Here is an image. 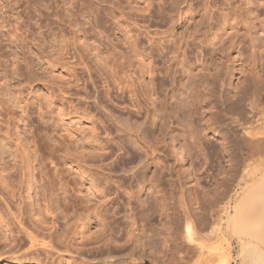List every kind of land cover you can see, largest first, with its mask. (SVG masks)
Listing matches in <instances>:
<instances>
[{
  "label": "rangeland",
  "instance_id": "1",
  "mask_svg": "<svg viewBox=\"0 0 264 264\" xmlns=\"http://www.w3.org/2000/svg\"><path fill=\"white\" fill-rule=\"evenodd\" d=\"M104 1L106 2H103V0H0V171L4 172L12 169L13 166H15L13 170H16L18 172L13 173L12 178L10 177V181L11 179L14 180L13 187H15L18 182L21 184H25L20 182L21 176L19 174L21 172L31 173L38 182V185H40L38 188H35V191L37 193H35V191H31V199L27 198V191L25 190H23L21 193L17 192V196H20V198H17L16 201H12L10 196L9 198H7L4 195V192L0 191V214H2V216L9 223L10 230L12 233H14V235H16L17 231L16 218L19 212L22 213L21 216L19 215V217L20 219L22 218L21 221L25 227L29 229L30 226L33 227L31 221L34 220V218H32V215H35L37 219L42 221V224L39 222L40 225L44 224L45 227L48 228L52 225V221L50 220L51 218H49V216L47 217L45 215V212L41 210H44L45 204L50 205L51 198H54L53 204L51 206L54 211L52 216L55 217L54 215H58V218L54 222V225H56L57 232L59 233H56V236H54V244L51 243L54 250L51 254L47 255L40 249V245L31 246L25 237H22V239L18 240V242L15 241L11 243L5 238V234L7 235V233L3 230V223L0 224V264H104L103 262L105 261L107 262V264H126L128 260L126 261V258L124 256L126 255L127 250L123 251L124 248L112 246L109 250L104 246V249L101 247L99 248L100 250H97V244H94L93 246L90 245L85 247L86 250H89L88 252L84 249V251L82 250V252L80 251V253L76 254L74 252L75 244L71 246L69 251H65V249L62 248V246L66 244L63 237L59 240L60 243L56 242V239L59 237V235L60 237L63 236L62 234L65 230L64 228L68 229L71 227V232H67V238L73 237L75 233L73 231L76 228L75 224H81V222H79V218L83 215H81L82 212L79 210L73 212L72 209L67 211L63 209L64 206L58 203V196L55 194V192H58L60 194V200L63 197L65 198L71 195L72 193L77 195L81 194L85 199L91 197L90 193L92 192V190H90L91 192L89 191V187L86 183L83 182L82 176L79 174V172H77V170H75V168L73 167L74 165L70 163L71 157L77 159L79 155V153L75 152L74 147L70 145V139L74 140V146L76 145V142H80L82 145H80L79 143L78 146H81V149L91 151L89 147V144H91L90 134L92 133L94 126L101 134V138L104 137L106 133L107 136L113 139L106 140L105 143L102 142L103 144L108 145V147L111 148L110 150L114 151V154L109 159L106 158L104 164H107V161L109 163L111 160L116 159L118 162L115 160L116 164H114V167H118V170L115 168L116 171L113 173L110 172V176H108L107 170L102 171L94 166L97 170L93 169L94 167H92L90 174H92V176L94 177L96 175L100 176V179L103 181V183L100 184V188H104L106 186L105 188L110 189L111 192H116L119 190V192L123 194V196H120L119 200L122 203L123 200L121 199H124L123 202L125 203V205L127 204L126 202H128L125 192L129 193L131 191L130 193H134L132 194L134 200L131 199V201L133 200V204L130 205L132 208L130 206L126 207L127 210L125 209V212L129 211L127 214L130 213L132 214V217L136 216L138 218L139 222H137L138 224L136 225L138 228L137 230H140V232L137 231L139 234H141L142 232L148 233L150 231V227L151 229L152 227H154L155 229L160 227L162 229L164 224L163 222L165 221V218L163 217L166 215H163V213L161 214L162 216L160 215L163 210H160V212L155 210L154 215L152 214L150 216L151 219H149V222L147 221V219L146 223L143 220H141L143 221L141 222L138 215L141 208L138 204L134 203V201H136L137 199H140L141 202L143 200L142 204L145 201H150V192H152L151 196H153L154 198L156 190H158L159 188L160 195L165 194L164 205H168L169 208H171H168V210L166 209L167 211L164 212V214L168 212L167 216H172V212L174 211L172 209L174 207L175 209L177 208V211L180 210L178 203L180 188H182L183 190L190 189V192H192L193 194L194 192H200V194H202L203 192H207L206 194L210 195L212 191L220 192L221 190H223L221 186L222 179L223 182L227 181H224V178L226 177L225 179H228L229 175L231 174L228 171L230 170L228 166L230 165V163L227 162L228 158H225L226 155L223 153L221 149L222 147L219 145L220 140L217 139L215 135L210 134L207 131L206 135L205 132L202 131L204 133L202 135V132L200 131L201 135L199 136H201V139L203 138L202 140L204 141H201V143H199L200 146L196 144V147L195 145L193 147V144H195L193 142L189 144V142L192 140H190V137L188 135L186 136L187 138L185 137L186 139L184 137H181L185 135L184 127L187 131V125H189L190 122H194L193 120L195 119H193L192 116H190L191 119H189L190 117L188 116V113L191 110V115L193 109H191L190 107L191 102L189 106L188 101L187 103L185 102L186 100H191L186 98V96L189 95V89H187L188 86L184 88L185 85L183 84H186V81L188 80H193L194 78H196V76L199 75L196 71L202 70L203 68L204 70L201 72L205 75H199L200 77L197 76L199 80L203 79V77L205 79V77H207L206 74L213 75L216 73H224L228 67V71L229 73H231L229 75L230 87L235 91L243 85L242 83L245 81L250 71H257L258 75L260 74L262 77H264V33L260 30H258L257 32L253 31L250 34V38L247 37L248 39H246L245 36H241L243 32V28L239 29L240 25L242 24L241 22H239L236 27H227L223 29V26L226 25V21H224L223 19L224 16H226L225 20L230 19V23H233L235 19L239 21L240 18L243 22L246 23V21L251 22V16H253L257 11L259 19H262L264 17V13L260 9V7L258 8V10L256 9V0H186L187 5L189 6L191 4L192 6H194L196 8L195 12L197 13L189 18L186 16L182 23L183 27L177 25L178 23L176 24V26L172 27L168 14L162 9V5L164 3V1L162 0H154L150 15L148 14V12L143 13V16L145 17L143 23L141 21L143 19L139 16L141 13L135 10L129 11L130 7H128L126 1H122V3H120L119 0L118 3L116 0H111L112 2L110 0ZM114 1H116V4ZM172 1L174 0H165V2L168 3V6L167 4L165 6V8L167 7L166 11L172 10L171 8H175L173 7L174 2ZM119 3L122 6H120ZM180 3L182 4L183 2L180 1ZM17 4H19L20 6H17ZM133 4L134 3H132V5ZM181 4L180 6L183 7L184 4ZM207 6L210 7V11L205 10L207 9ZM246 10H248V12H245ZM211 11L212 13L214 12V14L212 15L214 17L213 19H209L210 17L208 18V16L212 14ZM205 12L207 14L206 17L204 16ZM119 14L120 17L121 15L125 16L124 18L127 19V23L120 19ZM238 15L240 16L238 17ZM208 19L209 21H212L208 22ZM116 20H118L117 24ZM134 20H138V22L140 21L139 25L144 24L146 26H149V30L152 32H167L170 30L171 33L177 36L179 41L181 40L180 42L177 41V45H179L178 47H180V51L177 53H173V50H175V48L173 49L174 46H172L171 42L167 43L169 46H159L158 43L161 41L160 36L155 37L156 44H154V47L151 46V48L150 46H148L147 42H144L146 39H142L143 46L141 49L144 48L147 53L150 52L152 57L154 56V63L156 62L155 65L157 67H159L160 69L163 68V71L166 66H169L171 64L173 65L171 66L170 71L171 79H169V77H167L166 75L165 79L163 74H160V77L156 76L157 82H163L165 84L164 86L167 87L166 89L164 88L163 92H160V94L158 93L160 89H158L157 93L159 95L156 97H160L162 100H164L169 96L166 100L163 101L166 102V108L165 106L162 107L161 102H159L158 105L161 104V112L167 108L169 109H167L168 111H163V114L160 113L159 110V115L161 114L164 117L165 114V118L161 119L160 115L158 120L161 119L159 121L162 123L157 120V124L153 123L155 127L153 128L152 126H150L149 131H152L150 134H152V139L155 138L154 142L161 138L160 135L163 136L162 138L167 141V143H165L168 146V149L167 146L164 147V149L166 148L168 150L167 153L170 152V157H165L164 155L166 153L161 152V150L163 149L161 148L162 145H158V149L160 150L161 148V150L158 152L157 149V152L154 156H156V154L159 155H157L153 160L149 159L147 162L148 164L146 168H148V174H151L152 172H156L157 174L162 173L161 170L163 171V169L161 167H163L164 165L162 182L165 184L162 185V183H159L157 180H155L152 182L153 185L155 184V188L150 183L153 187L152 188L147 181L145 183L143 182V184L140 183V185L137 186L135 185L136 182H133L132 180V171H130L129 173H123L126 168L129 170L130 167L133 168L134 171L138 170L141 163L139 164L137 162L139 161V157L141 156L142 152L139 150L137 151L135 148L133 149V147L131 146L132 144H129L128 142V136L125 135V132L119 131L120 124L119 126L116 125H118V123H121L124 120L123 118L127 117V114H130L129 116L131 117V119L133 118L132 121L135 120L141 122L143 118H139V115H136V113H134V109L131 107V105H129V101H127V99L129 100V98L127 97L129 95L127 93H125L126 96L123 94L124 97L120 98V91L116 92L117 90L113 89L109 81L107 83L105 82L106 79H104L103 77L107 76V74L102 70V66H98L99 68H102H98L101 71H99L98 73V64L96 62L97 58L95 59L98 53H95L97 51L94 50V48L96 49L97 46V48H99L98 50H100L99 55H101L102 57H108L106 54L107 52H109V50L111 52H116V50L113 49L115 46L108 47L114 45L116 41L122 44L119 45V47L116 46L118 48L115 47V49L120 48V51L123 52L121 48L123 49L124 45H126L124 47L127 49V42L129 41V39L127 38L128 35H125V33H127L125 26L128 24L129 28L133 27L130 25ZM197 22H202V25L199 26L197 33L198 35L195 36L196 38L192 37V40L190 38L187 39V35H189L188 33H185V36H182L185 27L189 26L190 31L192 27L194 28V24ZM253 22L257 25L256 20H253ZM20 23H22V26ZM117 25L120 27H118ZM257 26H259V24ZM15 27L18 28L19 31L16 30ZM116 27H118V30L116 29ZM72 30L77 32V34H69L71 32H74ZM222 33H224V35L219 37ZM130 34L133 35L134 30L131 31ZM260 35H262V38H260ZM257 36H259V38L263 41L258 40ZM170 37L171 36H168L166 40ZM126 38L128 39V41ZM107 39H110L111 41L109 40V42ZM213 39H215L217 45L215 44V41V43L212 41ZM221 39L225 40L223 44L220 42ZM184 40L188 42H185ZM231 41H235L237 42V44L240 43V45L234 46L235 48H230L229 45L230 43H232ZM261 41L263 44L261 43ZM67 42L68 46H64ZM111 42H113V44H110ZM182 42H185L186 45L184 43L183 46ZM69 44L71 45L69 46ZM250 44H254L256 46H251ZM103 45H107V52L105 51L106 49L103 48ZM138 47L140 48V46ZM212 47H222L224 52L222 54V51L220 52L219 50V52H214ZM111 48L113 49V51L111 50ZM165 48H168L171 53H166ZM126 49H124V51ZM75 53L76 55H79L83 59V61L82 59L77 60V57L73 58L72 54ZM183 53L185 56L183 55ZM222 55L225 57H222ZM181 56L187 60V65H183V63H181ZM174 57H177L176 61H174ZM79 61L83 64H81ZM189 65L192 67L191 71L195 76L190 72L188 73V69L190 68ZM86 67H89L91 72L88 71ZM102 72H104V74ZM183 72H185L186 75H184ZM189 74H191L193 78L189 77ZM145 80L147 81L146 78ZM196 80L197 78L194 81H190V83L192 82L194 88H197H195L196 93L197 90L198 93H201L202 89L200 87L202 80H197L198 83ZM194 88L193 90L195 91ZM108 91L109 93H107ZM85 92H87V94ZM164 93L167 95L165 96ZM200 93L197 94L199 97L201 96ZM232 93H234V91ZM161 95H164V97ZM121 103H124V105ZM125 106H128V109H125ZM159 106H157L158 109ZM59 107H63L62 111L64 112L63 114L65 116H59V111H57L58 109H60ZM198 107H200L201 109L198 108V112L195 113V117L197 116L195 120L196 123L200 119L198 117H201L202 115H197V113H199V109L200 111L203 110V106ZM179 110L182 112L180 113ZM168 112H171L172 116ZM184 112L187 114H185ZM183 113L188 117H185ZM166 115H170L171 118L170 116L167 118ZM181 115L184 116L186 120L189 119L186 122H189L192 119L193 120L190 121L189 124H186V126H183L179 122L180 118L182 117ZM69 116H71V118L73 117L74 119L70 121ZM206 116H202L201 119L203 118L202 120H204ZM207 119L208 116L206 120ZM118 120L122 121L118 122ZM177 120L179 125L176 123ZM200 120L198 121V126H196L194 122L195 127L198 128L199 126H202L199 125L202 124L201 122H203ZM166 123L168 126L166 125ZM194 124L192 123L191 125L194 126ZM91 125H93L92 129ZM162 126L163 128L164 126H167L165 128L166 134L164 133V129L162 128ZM189 127L191 126L189 125ZM160 129H163L161 131V133L163 132L162 134H160L159 132ZM157 133H159L160 135ZM157 135H159L160 137ZM168 137L170 140L168 139ZM207 139L209 140V142L207 141ZM60 140L62 141V144L67 145L66 147L69 150L67 151V153H63L55 146L58 145L57 142H59ZM171 140L174 141L171 142ZM169 142L170 144L168 145ZM123 148L125 150H123ZM131 149L133 151H131ZM164 149L163 151L166 152V149ZM179 150H182V153ZM201 150L204 151L201 152ZM70 153L72 156L70 155ZM205 153H207L206 158ZM162 154L163 157L161 156ZM199 154L200 156H198ZM178 155L183 158L185 157L184 160H181ZM188 155H191L193 157L189 156V159ZM195 155L199 158L195 157ZM130 159L133 162H131ZM150 160L153 161V164ZM88 161H90V159H88ZM118 163L120 165H117ZM97 165H99V163H97ZM134 165H136L135 167L137 169L133 167ZM32 166H34V170L33 168H31ZM166 166L171 168L170 171L167 170L169 168ZM120 168L121 170H119ZM94 172L95 174H93ZM102 173L103 176H105L104 174L106 173V176L104 178H101ZM125 177H129L128 180ZM178 178L181 179V181L179 180V182L181 183V187L179 186V183L176 184L175 182ZM100 179L99 181H101ZM173 179L176 180L174 181ZM169 182H172L174 185L171 186L172 183ZM159 185L162 186L159 187ZM139 188L141 191H139ZM52 190H54L55 192L52 193ZM170 190L171 192L174 191L176 195L174 193L170 194ZM166 191L167 193H165ZM52 194H55L57 197ZM124 194L126 198H124ZM166 196H169V198L167 199L168 201H166ZM210 196H212V194ZM173 198L176 199V202ZM170 204L174 207H170ZM145 206L147 207V204ZM146 207L143 208L147 209ZM159 207L155 208L159 209ZM155 208H153V210ZM39 210L43 214H39L41 213ZM169 210L171 211V214L169 213ZM64 215H67V218L64 219ZM152 216L155 218H153ZM45 217L47 218L45 219ZM162 219H164L162 222L163 224L160 223ZM64 223H66L67 225ZM159 223L162 224V226H160ZM63 225H65V227ZM97 228L98 227L96 224L85 228V235L90 236L92 232H94ZM46 233L47 230H38V238H42L44 240L40 241V244H42L43 242H48L49 238L45 236ZM79 240H77V242H79ZM218 241L219 243H217ZM229 241L230 239H228L227 237L218 239L212 238L210 240L204 241L202 245L206 244L207 247L204 248L203 246L202 249L197 251L201 253V251L203 250L205 253L202 251L204 254L202 253L200 255V253H198L200 255L199 256L198 254H196L197 252H194L195 256H192L193 258H189L190 260H187L185 258V260L189 261L188 264H199L200 262V264H204V262L208 263L213 258L210 253H219V251L212 252L208 250L210 252L208 255L207 249L209 248V245L211 246L212 244V246H214L220 244L219 246L221 247L222 251H226ZM158 246L156 247L157 249H155V252H153V258L151 257L152 262L150 261V259H147L139 264H162L163 258H160V254H156L161 251L160 245ZM231 249L232 253L230 257V264H240L242 255L244 257L243 261L245 260L244 264H253L256 258V250L251 247H244L243 250L245 251L241 252L242 247L237 243L235 239L232 240ZM93 250L96 251L93 252ZM183 250L184 248L182 249V251H179L178 256L184 255ZM90 251L93 253H90ZM98 251H101L102 253H99ZM124 252L125 254H122ZM95 253H97L99 256ZM120 255L122 257H120ZM159 255L160 257L158 258L157 256ZM207 255L211 256L212 258L208 257ZM175 259L177 260L178 258L175 257ZM196 260L199 263H197ZM210 263L212 264V261Z\"/></svg>",
  "mask_w": 264,
  "mask_h": 264
},
{
  "label": "bare ground",
  "instance_id": "2",
  "mask_svg": "<svg viewBox=\"0 0 264 264\" xmlns=\"http://www.w3.org/2000/svg\"><path fill=\"white\" fill-rule=\"evenodd\" d=\"M116 1L118 3V0H116ZM116 1H114L115 4H116ZM119 1H120V3H122V1H126L127 3L126 2H124V3H126L128 5V7H130L129 11H131V10L139 11L141 13L139 16L143 19V20L140 19L142 21V23L144 22V18H145L143 16V13L148 12V14L150 15V13L152 11L153 2H154V0H119ZM162 1H164L163 5H162V9L164 12H166L168 14V16L170 18L169 20L172 24V27L176 26L177 23H178L177 25H180V27H183L182 23L184 21V18L186 16L188 18L192 17V15L197 13V12H195L196 8L194 6H192L191 4L188 6L186 0H184V1H182V0L172 1V2H174L173 7H175V8H171L172 10H169V11H166L167 7L165 8L166 4L168 6V3L165 2V0H162ZM180 1L183 2L182 4H184L185 7L180 6V4H181ZM103 2H106V1L103 0ZM255 2H256V6H255L256 9L258 10V8L260 7L262 12L264 13V0H256ZM120 3H119V5L122 6ZM132 3H134V4L132 5ZM18 5L19 4H17V6ZM206 8L207 9H205V10L210 11V7L207 6ZM245 12H248V10H246ZM211 13H212V11H211ZM120 14H119V17H120ZM213 14H214V12L212 14H210L208 16V18L210 17L209 19H213L214 18L212 16ZM206 15L207 14L205 12L204 16L206 17ZM239 16L240 15H238V17ZM124 17H125L124 15L123 16L121 15L120 19L123 20L125 23H127V19ZM225 17L226 16H224L223 19H224V21H226V25L223 26V29H225L227 27H229V28L236 27L237 24L239 22H241L242 24L240 25V28H239V29L243 28V32H242L241 36L242 37L245 36L246 39L250 38V34L253 31L257 32L258 30H260L264 33V17L262 19H259L258 15H257V11L253 16H251V18H250L251 22L246 21V23L243 22L241 18L239 19V21H237L235 19L233 23H230V21H229L230 19L225 20ZM203 19H204V17H203ZM209 19H208V22H211L212 20L209 21ZM253 20H256L257 25L259 24V26H257L253 22ZM116 21H117L116 22V24H117L118 20H116ZM193 22H195V21H193ZM205 22H206V20H205ZM139 23H140V21L138 22V20H134V21H132V23L130 25L133 27L129 28L128 24L125 26L126 27L125 29L127 32V33H125V35L127 34L128 36L127 35L126 36L129 39V41H128V39L126 38L128 41V42L127 41L126 42H127V45L129 47L127 46V49H126L124 47L126 45H124V46L122 45L123 49L121 48V50L123 52L120 51V48L115 49L116 46L119 47V45L122 44V43L120 44V42L118 43L117 41L115 42L116 45L114 44L112 46H108V47H114L115 46L113 49L116 50V52H111L110 50H109L110 53L107 52L108 51V48L106 49L107 45L106 46L103 45V48H105L106 49L105 51L107 52V54H106V52H105V54L108 57H102L101 55H99L100 50H98L99 49V48H97L98 46L96 47V49L94 48L95 46L93 48H94V50L97 51L95 53L96 54L98 53L97 55L95 54L96 55L95 59L97 58L96 62L98 64L97 65L98 73L100 71L99 69H102V68H99L98 66H100V67L102 66L103 67L102 70L105 71V73L107 74V76L103 77L104 79H106L105 82L107 83L109 81V83L112 85L113 89L117 90L116 92L120 91V95H119L120 98H123L125 93H127L129 95V96H127L129 98V100L127 99V101H129V103H130L129 105H131V107L134 109V111H135L134 113H136V115H139V118L142 117L143 118L142 121L145 120L143 122L142 121L138 122L135 120L132 121L133 118L131 119V117L129 116L130 114L129 115L127 114L128 118L127 117L123 118L124 120L123 121L121 120L122 122L118 120V122H121V123H118L116 121L118 123V125H116V126H119V124H120L119 131L125 132V135L128 136L127 137L128 142H129V144H132L131 146L133 147V149L135 148L137 151L139 150L142 152L141 156L139 157V161L138 162L136 161L139 164L141 163L142 166L140 165V167H139L140 169L138 168V170L134 171L133 168L130 167L129 170L126 168V170L124 169L125 171L124 172L122 171V172L123 173H129L130 171H132L131 177H132L133 182L134 181L136 182L135 185H137V186L140 185V183H142V184H143V182L145 183L146 181L149 182V184L150 183L152 184V182L155 180H157L159 183H162V185H163V184H165L162 182L163 181L162 173L164 171V168H163L164 165H163V167H161L163 169V171L161 170L162 173H160V174L159 173L157 174L156 172H152L151 174H148V172H147L148 168H146V167H147V164H148L147 162L149 159L153 160L157 155H159V154H156V156H154L155 153L157 152L158 145H162L161 148H163V149H164V147L167 146V144H166L167 141H165L164 138H162L163 136L160 134L163 133V132L161 133V131L163 129H164V133H165V128L168 125L166 123L167 126L166 127L164 126V128L162 126L163 129H160V131H159L160 134L157 133L161 136V138H159L160 136L157 135V136H159L158 137L159 140H157L156 142H154L155 138L154 139L151 138L152 134H150V133L152 131L150 132L149 129H150V126H152L153 128L155 127L153 123H156L159 116L161 115V114L159 115V110L163 106H165V108H166V105H165L166 102H163V101L169 97L168 96L166 99L163 98L164 100H162L160 97H156L160 94V92H163L164 88L165 89L167 88L164 86L165 84L163 82H160V81H159V83L157 82L156 76L163 74L164 78L166 75L167 77H169V79H171L170 78V71H171V66H173V65L171 64L169 66H166V68H164V70L162 71L163 68L160 69L159 67H157L155 65L156 62L154 63V59H153L154 56L152 57L150 52L147 53L144 48L143 49H141V48L143 46V43H142L143 40L142 39H146L144 42H147L148 46H150V48H151V46L154 47V44H156L155 43L156 42L155 37L160 36L161 41L158 43L159 46H169L167 43L171 42L172 46H174L173 49L175 48V50H173V53H177L180 51V47H178L179 45H177L178 44L177 41H179V39L177 38V36H175V34L171 33L170 30L167 32H165V31L164 32H157V31L152 32L149 30V26H146L144 24L139 25ZM201 23H199V22L195 23L194 28L192 27V29L190 31H189V26L185 27L184 32L183 33L181 32L182 36L185 33L189 34V35L186 34L188 37L187 39H189V38L191 39L192 37L197 36L199 26L202 25ZM20 24L22 26V23H20ZM21 26H19V27H21ZM16 27H15V29L18 30V28H16ZM118 27H120V26H118ZM118 27H116V29ZM0 28H1V26H0ZM119 29H121V28H119ZM132 29L134 30L135 37H134V34L133 35L130 34V32L133 31ZM20 30H21V28H20ZM72 31H74V30H72ZM69 32H71V31H69ZM75 33L77 34V32H75V31L71 32L69 34L76 35ZM222 35H224V33H222L219 37H221ZM168 36H171V37L166 40V38H168ZM260 36H261L260 38H262V35H260ZM257 38H258V40H262L259 38V36H257ZM263 38H264V36H263ZM186 40H184V41L188 42ZM249 40H252V39H249ZM43 41H44V39H43ZM212 41L214 42L215 39H213ZM224 41H225L224 39L220 40V42L222 44L224 43ZM262 41H261V43H262ZM185 42H182L183 46H184ZM255 42H257V41H255ZM65 44L66 45H64V44L63 45L68 46V42ZM110 44H113V42H111ZM110 44H108V45H110ZM215 44L217 45V42ZM215 44H213V45H215ZM70 45L71 44H69V46ZM185 45H186V43H185ZM239 45H240V43L237 44V42L233 41L232 43H230L229 47L235 48L234 46H239ZM252 45H254V44H252ZM122 46H120V47H122ZM138 46H140V48ZM175 46H177V47H175ZM254 46H256V45H254ZM118 47H116V48H118ZM212 48H213L214 52H216L218 50L220 52L222 51L221 54L224 52L222 47H218L219 49L216 47L215 48L212 47ZM263 48H264V46H263ZM113 49L111 48L112 51H113ZM124 49H126V50L124 51ZM117 50H119V51H117ZM163 50H164V48H163ZM165 50H166L165 51L166 53L170 52L168 50V48H165ZM263 52H264V50H263ZM183 55H184V53H183ZM72 57L73 58L77 57L78 58L77 60L82 59L79 55H76V53L72 54ZM98 57H99V59H98ZM110 57H111V59H110ZM222 57H225V56L222 55ZM176 58L177 57L173 58L174 61H176ZM102 60H103V62H102ZM181 60H182L181 63H183V65L184 64L187 65V63H186L187 60L185 58L182 57ZM82 61H83V59H82ZM221 63H222V61H221ZM81 64H83V63H81ZM201 65H202V63H201ZM86 68L88 69V71H90L89 67H86ZM180 68H182V67H180ZM191 68L192 67L190 66V68L188 69V73L190 72L192 74ZM97 70H96V72H97ZM203 70H204V68L202 70H199L196 72H198L199 75H205V74H202V72H201ZM228 70L229 69L227 67V69L224 73H221V74L216 73L213 75L206 74L207 77H205V79L203 77L204 80L203 79L199 80L198 77H200V76L197 75L198 76V77L196 76L197 80H199V81L202 80L200 88L202 89L203 95H202V92L201 93L199 92L201 95L200 97L197 95V94H199L198 90L196 93L197 88L195 87L196 88L195 89L194 86L192 85L193 83L192 82L190 83V81H194L196 78H194L193 80L186 81V84L182 83L183 85H185L184 88L188 86L187 89H189V93H188L189 95H187L186 98L191 100V101L186 100L185 102L187 103V101H188V103H189L188 106L190 105V102H191L190 107L193 110L194 109L197 110L198 108H200L198 106H201V107L203 106L202 109L204 111L203 110H202L203 112L200 111V109H201L200 108L199 113H197V115L200 116V114H202L201 117L204 115L205 116L207 115L208 119L206 120L207 116L204 119L206 121L202 120L203 118L201 119V117H198L201 119V120L200 119L199 120L203 121L204 123L201 122L202 124H199V125H202V126H199L197 128V127H195V124H196V126H198L197 124L199 123L198 122L199 120L197 118L198 121H197V123L195 122L196 117H197V116L195 117V113L198 112V110L197 111L194 110L195 112L192 110L191 115H190V112H191V110H190V112L188 113V116L189 117L192 116L193 119L195 118L194 120L192 119L195 122V124H194V122H190L192 120L189 121L190 124H189V122H186L189 119H191V117L189 119L187 118L188 120H186L185 117H188V116L185 115V114H187L185 112H184L185 114L183 113V115L185 117L181 115L182 117L180 118V121H179L180 124H182L183 126H186V124H189L191 126V127H189V125H187L188 126L187 128L190 129V130L187 129V131H186V128L184 127L185 135L182 133L184 136H181V137L185 138L188 135L190 137V140H192V141H190L188 139L190 141L189 144L191 142L195 143V144H193V147H194V145H195V147L197 145L200 146L199 143H201V141H204V140H202L203 138L201 139V136H199V135H201L200 133L202 131L205 132V135H206V131H207L208 133L215 135L217 137V139L220 140L219 145L222 147V148L221 147L220 148L222 149L223 153L226 155L225 158H228L227 162L230 163V165H228L230 170H228V171H229V173H231L229 175L228 179H225L226 177L224 178V181L225 180H227V181L223 182V179H222L221 186H222L223 190H221L220 192L212 191V193H210V195L212 194V196H210L209 194H206L207 192L206 193L203 192L204 194L203 193L200 194V192H197V193L194 192V194H193L192 192H190V189H184L183 190L182 188H180L179 189L180 195L178 198L180 210L178 209L179 211H177V208L175 209V207L172 206L171 205L172 203H171L170 207H174L172 209V210H174L172 212V216H167L168 212L164 214V212H166L169 208L168 205H167L168 207L164 205V201H165L164 195L165 194L160 195L159 188H158V190L155 189L156 194H155V197L153 198V196H151L152 192L149 191L151 193V195L149 193V195H150L149 199H151L150 201H145L144 202L145 204L144 203L142 204L143 200L141 202L140 199L139 200L137 199L136 201H134V203L138 204L139 207L141 208L139 210L140 213L138 214L140 221L143 220L146 223V219H147V221L149 222V219H151L150 216L152 214L154 215L155 210H157L158 212H160V210L161 211L163 210L160 213V215L163 213V215L167 216V218H166V216L163 217V218H165L166 222L165 221L163 222L164 219H162V221L160 222V223H162V222L164 223V224L162 223L163 224L162 229L164 231L160 227L159 228L161 230L159 228L155 229L154 227H152V229H151V227H150V231L148 233L142 232L141 234H139L138 232H140V230L139 231L137 230L138 228L136 225V224H138L137 222H139L138 218L136 216L132 217V214H130V213L127 214L129 211L125 212L127 210L126 207H129L130 205L133 204L132 201L134 199H133L132 194H134V193H130L131 191L129 193L125 192L126 197H127V201H128V202H126L127 203L126 204L127 206H126L125 203L123 202L124 199H121V200H123L122 203L119 200L120 196H123V194L120 193L119 190L116 192H111L110 189L105 188L106 186L104 188H102V187L100 188V184L103 183V181L100 179V176L96 175L98 177H96V176L94 177V176H92V174H90V171L92 170L91 168L94 166H96L97 168H99L102 171L107 170L108 176H110V172L113 173L116 171V169L118 170V167H116V166L114 167V164H116V161H117L116 159H115L116 161L110 159L111 161L109 163L107 161V164H104V161L106 160V158L109 159L114 154V151L110 150L111 148H109L108 145L103 144L102 142L105 143L106 140H113V139H111L109 136H107L106 133H105V136L101 138L100 137L101 134L97 131L96 127L94 126L92 133L90 134L91 135V137H90V140H91L90 143L91 144H89V147H90L91 151L90 150L86 151V150L81 149L80 148L81 146L80 147L78 146L80 142H76V145L74 146L73 145L74 140L70 139V145L72 147H74L75 152L79 153L77 159H75L74 157L70 158V160H71L70 163L74 165L73 167L75 168V170H77V172H79V174L82 176V180L84 183H86L88 185L89 191L92 190V192L90 191L92 193V194L90 193L91 197L88 199H85L84 196H82L81 194L77 195V194L72 193L71 195H69L65 198L63 197L61 199L62 200L61 201L60 200V197H61L60 194L58 192H55L54 190H52V193L55 192V194L58 196V199H57L58 203L60 205L64 206L63 209H65L66 211L72 209L73 212L79 210L82 212L81 215H83L82 217L80 216V218H79V222H81V224L80 225L75 224L76 228L73 231V232H75L73 237L67 238V232L68 233L71 232V227H70L68 229L64 228L65 230L63 229L64 230L63 234H62L63 236L60 237V235H59V237L56 239V242L60 243L59 240L63 237L66 244L64 246H62V248H64L65 251H69L73 244H75L74 252L76 254L80 253V251L82 252V250L84 251V249L86 250L85 247L90 246V245L93 246L94 244L95 245L97 244V246H96L97 250H100L99 248H101V247L103 248L104 246L107 247L109 250L112 246L120 247V248H124L123 251L127 250L126 255L124 257L126 258V261L128 260L129 262L127 261L126 264L127 263L128 264H139L142 261L147 260V259H150V261L152 262V258H153L152 256H154L153 252H155V249H157L156 247L158 245H160L161 251L159 252V250H158L159 253H156V254L161 255V257H160V255L157 256L158 258L159 257L163 258L162 264H188L189 261H186L185 258L187 260H190L189 258H191L192 256H195L194 254L196 252H197L196 254L200 253L197 250L202 249L203 246H204V248H206L207 247L206 244L202 245L204 241L210 240L212 238L218 239V238L227 237L228 239H230V241L227 245L226 251H222L221 247L219 246L220 244L219 245L217 244L214 246H212V244H211V246L209 245L210 249L208 248L207 251L208 250H210L212 252L213 251H216V252L219 251V253H216V254H214L215 252L212 254L208 251V255L210 253V255H212V257H213L212 258L211 256L207 255L208 257L212 258L210 260V262L212 261V264H230V257H231V253H232L231 243H232L233 239H235L237 241V243L242 247L241 252L245 251V250H243L244 247L245 248L251 247L254 250H256V256H255L256 258H255L253 264H264V77H262L260 74L258 75L257 71L256 72L250 71L247 78L242 83L243 85L239 89H236V91H235V90L231 89V87H230L229 75L231 73H229ZM231 70H233V69H231ZM102 73L104 74V72H102ZM183 73H184V75H186L185 72H183ZM191 74H189V77L193 78L192 75H194V74H192V75ZM145 78L147 79V81L145 80ZM191 78H189V79H191ZM159 79H161V78H159ZM197 83H198V81H197ZM192 86L195 89V91L193 90ZM108 89H110V88H108ZM158 89H160L159 92L157 91ZM231 91L232 92L234 91V93H232ZM116 92H114V93H116ZM165 92H166V90H165ZM85 93L87 94V92H85ZM107 93H109V91ZM166 95L167 94H165V96ZM161 96L164 97V95H161ZM49 99H52V98H49ZM122 102H124V101H122ZM159 102L162 103V107H161V104H159L160 106L158 105ZM174 103H176V102H174ZM121 104L124 105V103H121ZM157 106H159V109L157 108ZM62 108L57 110V111H59L58 112L60 114L59 116H65L63 114L64 112L62 111ZM124 108L128 109V106H125ZM167 109H169V108H167ZM167 109H165L163 111L164 112L168 111ZM170 110H174V109H170ZM187 111H189V110H187ZM162 112L160 110V113H162ZM181 112L182 111H180V113ZM168 113H170V115L172 116L171 112H168ZM174 113H176V112H174ZM177 114H178V112H177ZM136 115H135V118H136ZM169 116H167V118ZM171 116H170V118H171ZM178 116H180V115H178ZM160 117H161V119L165 118V114H164V117L162 115ZM72 119H74V118L73 117L71 118V116H69V120L71 121ZM161 119H159V120H161ZM160 123H162V122H160ZM176 123L179 125L178 120ZM192 123L194 124V126L191 125ZM92 126L93 125H91V129H92ZM169 128H167V129H169ZM184 129H183V131H184ZM203 132H202V135L204 134ZM174 135H176V134H174ZM154 136H155V134H154ZM169 137H168V139H169ZM88 138H89V136H88ZM172 141H174V140H171V142ZM207 141L209 142L208 139H207ZM57 143H58V145H55V146L59 150H61L63 153H65V152L67 153V151H69L68 148L66 147L67 145L62 144L61 140ZM93 144H95V145H93ZM169 144H170V142L168 143V145ZM80 145H82V144L80 143ZM161 148H160V150H161ZM212 148H213V146H212ZM163 149L161 150V152L166 153L164 156L169 158L170 152L167 153L168 146H167V149L165 148L166 152L163 151ZM179 149H180V147H179ZM123 150H125V149L123 148ZM160 150L158 149V152ZM131 151H133V150L131 149ZM179 151H181V153H182V150H179ZM203 151L201 150V152H203ZM200 154H202V153H200ZM200 154L198 156H200ZM206 154L207 153H205V158L207 156ZM70 155H71V153H70ZM137 155H138V153H137ZM131 156H132V154H131ZM161 156L163 157V154ZM189 156L193 157L191 155H188V157ZM190 157H189V159H190ZM195 157H197V156L195 155ZM203 157H204V155H203ZM184 158L180 157L181 160H184ZM197 158H199V157H197ZM88 159H90V161H88ZM157 161H159V160H157ZM131 162H133V161L131 160ZM152 162L153 161H151V163ZM164 162H166V161H164ZM97 163H99V165H97ZM117 165H120V164L118 163ZM135 166L136 165H134L133 167H135ZM14 167L15 166H13L12 169H9L7 171H4V172L2 171L3 173L0 171V174H1L0 175L1 176L0 191L4 192V195L7 198H9V196H10L12 201L13 200L16 201L17 198H20V196H17V192L21 193L23 190H25V191H27V198L31 199V195H30L31 191L34 192L35 188H38L40 185H38V182L36 181V179L34 178V176L31 173L21 172L19 174L21 176L20 182L25 183V184H21L18 182L17 185L15 187H13L14 180L11 179V181H10V177L12 178L13 173L18 172L16 170H13ZM166 167H168V166H166ZM31 168H33V170H34V166H32ZM93 169H96V168L94 167ZM170 169L171 168H169L167 170L170 171ZM119 170H121V168ZM122 170H123V168H122ZM95 172H98V171H95ZM95 172L93 174H95ZM171 173H173V172H171ZM80 175H79V177H80ZM104 175L106 176V173ZM105 176H103V173H102L101 178L102 177L104 178ZM125 178H127V177H125ZM128 178H127V180H128ZM99 179L102 182L99 181ZM179 180L181 181V179L178 178L175 182H176V184L179 183V186L181 187V183L179 182ZM109 182H110V180H109ZM169 183H172V182H169ZM152 185H151V187H152ZM162 185H159V187H161ZM173 185L174 184L172 183L171 186H173ZM153 187L155 188V184L153 185ZM187 188H189V187H187ZM116 189H118V188H116ZM219 190H220V188H219ZM139 191H141L140 188H139ZM35 193H37V192L35 191ZM165 193H167V191ZM173 193H174V191L171 192V190H170V194H173ZM55 194H52V195L56 196ZM125 194H124V198H126ZM168 194H169V192H168ZM177 194H178V192H177ZM145 196H147V195H145ZM170 196H172V195H170ZM85 197H87V196H85ZM166 197H167L166 201H168L167 199L169 198V196H166ZM172 197H174V196H172ZM172 197H170V198H172ZM175 198H173V199H175ZM53 199L54 198H51V201H50L51 204L50 205L45 204L44 210H41V211L45 212V215L47 217L49 216V218H51L50 220L52 221V225L49 223L51 225V227H48V228L45 227L44 224L40 225V223L42 221L37 219V217H35V215H32V218H34V220L31 221L33 227L30 226V229L25 227L21 221L22 218L20 219V217H19V215L21 216L22 213L19 212V214L16 218V220H17L16 230L17 231H16V235H14V233H12L10 230L9 223L2 216V214H0V224L3 223V225H4L3 230L6 231V233H7V235L5 234V236H6L5 238L7 240H9L11 243H13L15 241L18 242V240H21L22 237H25L31 246L40 245V247H41L40 249L45 254H47V255L51 254L52 251L54 250L51 243L54 244L53 243V239L55 238L54 236H56V233L59 234L57 232L56 225H54L55 224L54 222L58 218V215H54L55 217L52 216L53 212H54L52 207H51L53 204ZM131 199H133V200L131 201ZM170 201H171V199H170ZM175 202H176V199H175ZM20 203H21V201H20ZM167 203H169V202H167ZM114 204H117V205H114ZM146 204H147V207L145 206ZM158 204L160 207L158 206ZM173 205H175V204H173ZM133 206H135V205H133ZM143 207H146L147 209H145ZM155 207H159V209H156ZM153 208H155V209L153 210ZM160 208H162V209H160ZM169 209H171V208H169ZM169 213L171 214L170 210H169ZM39 214H43V213L41 212ZM67 215H64L65 216L64 219L67 218ZM47 217H45V219ZM153 218H155V217H153ZM159 218H160V216H159ZM143 221H141V222H143ZM160 223H159V225L162 226V224H160ZM64 224H66V223H64ZM93 224H96L98 228L94 232H92V234L90 236H86L85 232H84L85 228H88V227L92 226ZM63 226L65 227V225H63ZM153 228H154V230H153ZM140 229H142V228H140ZM38 230H41V231L47 230V233L45 234V236L47 238H49L48 242H46V243L43 242L42 244H40V241H44V240L42 238L41 239L38 238V234H37ZM141 231H143V230H141ZM77 240H79V242H77ZM217 243H219V241ZM116 244H118V245H116ZM216 246H218V247H216ZM215 247L217 248V250ZM96 248H94V249H96ZM107 248H105V249H107ZM180 248H182V249L184 248V250H183L184 255L183 256H178L179 251L180 250L182 251V249H180ZM171 249H173V250H171ZM86 251L88 252L89 250H86ZM94 251H96V250H93V252ZM202 251H201L200 255L204 252V251L203 252ZM93 252L90 251V253H93ZM156 252H157V250H156ZM152 253H153V255H152ZM95 254H97V253H95ZM122 254H125V252ZM169 256H170V258H169ZM199 256H197V257H199ZM120 257H122V256L120 255ZM175 257L178 259L176 260ZM243 259H244V257L242 255L241 260H240V264H244L245 260L243 261ZM198 261H197V263H199ZM210 262H208V263H210ZM103 263L107 264L106 261ZM205 263L206 262H204V264ZM208 263H206V264H208Z\"/></svg>",
  "mask_w": 264,
  "mask_h": 264
}]
</instances>
